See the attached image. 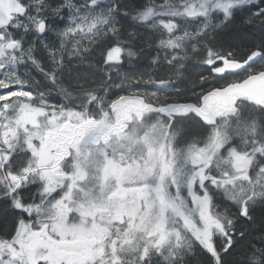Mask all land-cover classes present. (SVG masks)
<instances>
[{"label":"snow or ice","instance_id":"obj_1","mask_svg":"<svg viewBox=\"0 0 264 264\" xmlns=\"http://www.w3.org/2000/svg\"><path fill=\"white\" fill-rule=\"evenodd\" d=\"M0 264H264V0H0Z\"/></svg>","mask_w":264,"mask_h":264}]
</instances>
